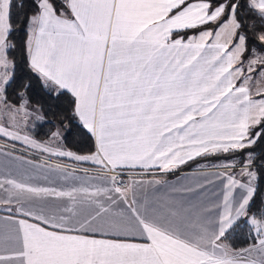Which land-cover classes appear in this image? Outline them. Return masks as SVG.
<instances>
[{
    "label": "snow or ice",
    "instance_id": "1",
    "mask_svg": "<svg viewBox=\"0 0 264 264\" xmlns=\"http://www.w3.org/2000/svg\"><path fill=\"white\" fill-rule=\"evenodd\" d=\"M246 6L259 23L244 22L242 0H33L32 74L50 98L68 97L97 150L53 153L58 131L24 142L112 175L67 191L0 180L10 226L0 229V264H264L252 171V148L264 140V0ZM11 8L0 0V137L20 140L46 113L32 106L30 83L9 100ZM220 154L219 192L187 207L140 205L135 186L144 182L118 178L125 168L169 171ZM241 221L258 239L233 251L223 241Z\"/></svg>",
    "mask_w": 264,
    "mask_h": 264
},
{
    "label": "crops",
    "instance_id": "2",
    "mask_svg": "<svg viewBox=\"0 0 264 264\" xmlns=\"http://www.w3.org/2000/svg\"><path fill=\"white\" fill-rule=\"evenodd\" d=\"M202 30L203 29H200V31ZM186 35H198V32L190 31L186 33ZM27 40L28 28L26 43ZM27 60L29 64L28 53ZM76 118L79 121L78 117ZM79 123L82 125L80 121ZM28 127L22 129L20 132V140L0 137V180L15 178L18 181L33 186L47 187L57 191H67L72 187L79 188L88 184H96L103 180L105 176L110 177L105 173L90 172L89 170L92 168H103L94 162H76L67 157H60L56 154L43 152L39 148L25 143L24 137L34 139L28 134ZM92 140L95 148L93 153H95L97 145L94 137H92ZM60 151L67 152L65 149L52 145L53 153H58ZM223 161L224 160L208 163L200 162L191 169L180 171L179 167L183 164L169 171H164L157 167L148 170L139 167L134 169L125 168L123 171L138 173L128 177L127 185L131 184L133 181L144 182L143 184H137L135 186V196L140 205L151 204L160 206L169 202H174L177 205L183 204L184 207H187L189 204L198 203L206 198H211L219 192L222 187L219 183L220 177L212 175V173L222 170L212 167V165L219 164ZM172 172H175L172 177L163 178V175ZM237 179H239V177H237ZM201 187H203V191L199 190ZM131 199L132 195L129 193V201H131ZM0 218H2L0 219V229L10 227L4 224V220L8 219L6 211H0ZM16 218L20 219L23 217L17 216ZM253 232L255 233L254 230ZM257 239L256 237L254 243H256ZM251 245L245 248H249ZM260 256L261 254L258 252L251 253V258L256 259L257 262Z\"/></svg>",
    "mask_w": 264,
    "mask_h": 264
},
{
    "label": "trees",
    "instance_id": "3",
    "mask_svg": "<svg viewBox=\"0 0 264 264\" xmlns=\"http://www.w3.org/2000/svg\"><path fill=\"white\" fill-rule=\"evenodd\" d=\"M247 2L242 0L245 7L241 9V16L244 17V22L251 26L253 21L247 16ZM12 8V32L10 35V43L14 48L9 54V60L15 61V83L9 87V100H14L15 96L13 89L16 84H28L32 87L28 90V95L31 96V104L33 107L42 106L46 116L44 121L33 123L28 127V134L38 141H47L52 132L58 131L57 146L71 151L77 155H89L94 152V144L91 135L82 127L75 117L72 108L68 104V97L61 96L59 99L50 98L45 90L41 88L40 81L32 74L27 60L26 52V37H27V19L26 17L32 14L33 0H11ZM191 31V30H190ZM188 31L187 33H189ZM185 35L184 33H181ZM251 35V32L249 33ZM11 72V68H10ZM16 91H20L16 88ZM256 159L253 163L252 171L256 173L255 184L257 186V195L255 197V206H264L261 202L264 201V140L258 142L252 148ZM226 154H220L217 158L201 157L181 165L180 170L193 168L200 162H216L224 160ZM246 156L247 153H244ZM175 172L163 175V178L172 177ZM255 210V208H254ZM256 236L249 228L243 224L233 227L227 234V238L223 241L231 250H240L255 242Z\"/></svg>",
    "mask_w": 264,
    "mask_h": 264
},
{
    "label": "built area",
    "instance_id": "4",
    "mask_svg": "<svg viewBox=\"0 0 264 264\" xmlns=\"http://www.w3.org/2000/svg\"><path fill=\"white\" fill-rule=\"evenodd\" d=\"M89 171L92 173H105V174H108L109 176L112 175V173H108L107 170L104 168H92ZM123 172H124V175L118 178L124 180L125 186H127L128 177L138 174L136 172H131V171H123Z\"/></svg>",
    "mask_w": 264,
    "mask_h": 264
},
{
    "label": "rangeland",
    "instance_id": "5",
    "mask_svg": "<svg viewBox=\"0 0 264 264\" xmlns=\"http://www.w3.org/2000/svg\"><path fill=\"white\" fill-rule=\"evenodd\" d=\"M31 124H32V121H29L28 126H30ZM57 143H58V137H57V140L53 142V145L57 146ZM127 183H128V180H127Z\"/></svg>",
    "mask_w": 264,
    "mask_h": 264
}]
</instances>
